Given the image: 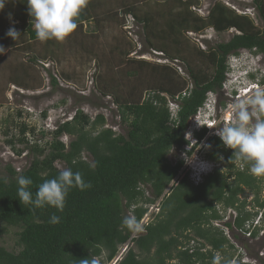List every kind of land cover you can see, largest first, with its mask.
<instances>
[{
	"label": "trees",
	"instance_id": "16d2710c",
	"mask_svg": "<svg viewBox=\"0 0 264 264\" xmlns=\"http://www.w3.org/2000/svg\"><path fill=\"white\" fill-rule=\"evenodd\" d=\"M251 2L263 24L261 29L246 14L222 2H215L208 15L201 17L194 11L198 0H137L117 5L112 0H88L84 9L89 16L82 11L78 27L62 42L38 40L28 16L29 42L19 48L30 55L29 65L48 60L61 63L72 54L79 55L82 65L96 59L98 70L92 75L95 89L101 97L111 98L127 130L120 134L103 128V115L91 120L80 110L48 133L50 142L43 144L32 143L27 132L34 134L35 130L24 125L15 126L17 135L9 132L8 125L3 129L6 144L18 156L22 150L17 151L16 144L24 145L31 158L26 168L17 172L8 166L7 175L0 177V234L17 230L18 247L17 252L0 247V264H81L84 258L109 264L123 247L124 255L116 264H213L216 254L222 257V264H230L235 255L226 250H237L220 231L223 225L213 227L211 223L232 208L237 217L230 226L242 228L253 215L246 212V202L239 195L248 190L254 195V206L264 207V199L259 198L260 181L248 165L243 164L242 169L235 166L233 150L216 135L208 139L211 149L207 158L222 163L227 170L216 169L198 186L189 184L186 175L175 180L183 162L171 164L167 154L189 144L185 139L188 121L202 107L208 92L223 87L228 56L255 49L264 57V0ZM20 8L26 11L27 5ZM13 9L14 0H9L0 11L1 45L9 38L5 34L13 21ZM128 17L140 26L144 48L161 54L166 62L128 57L136 48L123 32ZM103 22L114 23L122 34L114 37L106 51L99 43ZM87 23L92 24L91 30H85ZM207 29L216 33L233 29L235 34L229 41L203 50L188 33L200 35ZM17 67L12 83L23 87L22 79L31 72L28 65ZM62 77L72 80L66 74ZM51 83L56 86L53 76ZM167 97L180 104L174 117ZM206 134L203 128L195 137L200 141ZM62 135L72 138L67 146L60 139ZM57 162L79 171L91 187L71 189L63 212L50 207L31 211L20 204L17 178L30 177L34 194L44 180L58 175ZM171 183L174 185L165 193ZM146 188L151 199L145 197ZM159 199V213L141 224L143 231L133 233L122 226L127 215H135L141 223L148 205ZM53 213L61 217L58 224L49 223ZM258 261L264 264V259ZM234 264L250 263H242L239 255Z\"/></svg>",
	"mask_w": 264,
	"mask_h": 264
},
{
	"label": "rangeland",
	"instance_id": "374dc122",
	"mask_svg": "<svg viewBox=\"0 0 264 264\" xmlns=\"http://www.w3.org/2000/svg\"><path fill=\"white\" fill-rule=\"evenodd\" d=\"M17 1V3H16ZM137 0H112V4L117 5V3H126V2H135ZM162 1V0H157ZM199 6L194 8V11L201 17H206L208 15L209 9L215 2H222L227 7L235 10L239 14H246L249 18L252 19L254 25L257 28H262L263 24L258 17V12L254 8L251 0H198ZM27 3L26 0H14V9L12 13V22H10V27L15 26V28L21 34L20 37L14 41L10 37L7 38L6 44L2 46L7 50L5 53L0 54V177H5L7 175V168L11 166L15 171L19 172L22 169L26 168L29 164L30 158L28 157L29 150L24 148V145L16 144V150H22L21 155H17L15 150L11 149L6 144V136L3 134V129L6 126H10L16 135L17 129L15 126H26L27 128L34 129V134L28 133V138L33 142H40V144L45 143L46 141L50 142L51 137L48 135L51 131L56 129V127L70 120L77 110L82 111L86 114L91 120L97 115H103L105 123L103 128H110L116 133L125 134L127 126L122 124L120 121L119 113L110 97H101L100 94L96 91L93 81V73L98 70L99 62L96 59L87 60L84 65L80 64L79 55H67L61 63H54L51 60L46 62H36L35 64H30L27 61L28 53L25 50H21L19 47H22L29 42V37L27 34V27L29 25L28 13L27 11L22 12L19 10V7L24 6ZM84 15L88 17V13L85 9L82 10ZM129 19V17H128ZM92 24L87 23L85 25V30H91ZM103 33L99 36V43L104 46V51L114 42V37H119L122 34L117 30L116 26L112 22H103ZM34 29V28H33ZM123 32L129 35L128 38L134 43L135 49L128 56L132 59H144L148 62L155 63H164L166 61L162 60L161 54L148 51L143 46L141 28L140 26L133 23L129 19L128 24L123 28ZM235 34V31L229 30L226 33H216L212 29H207L203 34L196 35L193 33H188V37L194 42L198 43L203 50H206L208 47H214L217 44L225 43L230 40L232 35ZM124 35V34H123ZM1 45V44H0ZM250 50H241L239 52V57L242 58ZM232 60V62H230ZM233 58L230 56L228 60L230 64H234ZM258 60V63H257ZM238 61V60H236ZM80 62V63H79ZM258 66L263 69V75L255 76L253 79L259 81V87L264 86V57L257 56L256 62ZM28 65L30 75H27L26 78H23V87L13 84L11 75L15 71L17 66ZM176 67L182 68L177 64H174ZM20 68V67H19ZM183 71V70H182ZM66 74L71 77L72 80L66 81L62 76ZM185 75V73L183 72ZM239 75H241L239 73ZM238 75V76H239ZM51 76L56 80V86L51 83ZM235 77L236 86H234L235 80L231 79V75L227 74L226 79L223 83L221 90L214 92H208V99L206 100V108L210 105L212 120L210 122H204L200 120V115L203 114L204 108L199 109L196 116L191 117L188 121L187 131L185 133V139L189 142L188 145H184L181 148H172L167 154V160L174 164L176 161L181 160L183 165L181 170L178 173L177 178L182 177L183 175L187 176V181L189 184L196 185L203 182L204 179L201 177H189L188 169L191 167L190 173L193 172V168L198 164H207L211 166L212 173L216 169H221L223 172H226V166L222 163H218L215 160L212 161L207 158V154L210 151V148L202 147V145H211L208 142V139L214 137L216 129L226 126L232 119L230 112V107L233 103L241 100L239 84L245 83L246 81ZM238 94V95H237ZM208 108V109H209ZM176 110V109H175ZM174 110V112H175ZM218 117V118H217ZM8 123L6 124L5 123ZM205 124L209 129V134L207 133L202 139L207 138L208 144L205 141L199 145L195 134L200 132L202 127L201 125ZM213 124V126H212ZM212 127V128H209ZM44 132V133H42ZM42 133V134H41ZM190 134V135H189ZM8 139V137H7ZM61 141L68 145L72 138L68 135H62ZM201 139V140H202ZM199 145V146H198ZM198 146V147H196ZM196 147V148H195ZM201 150H198V149ZM26 149V150H25ZM197 149L198 154L194 152ZM194 153L195 159L191 161L190 167L184 169V154L192 155ZM86 160L89 158L86 156ZM194 162V164H193ZM237 168L242 169L243 163L241 161H234ZM55 167L58 170L65 169V166L62 162H57ZM260 181V193L259 198L264 199V177H257ZM174 180V181H175ZM232 179H230L231 181ZM177 182H175L176 184ZM165 190V193L171 188V186ZM193 185V186H194ZM145 190V197L151 199V191L149 188ZM164 193V194H165ZM240 200H245L246 202V212H249L253 215L254 222L258 216L263 217L261 220L260 229L264 228V207H255L253 203L254 195L252 192L246 190L244 194L239 195ZM161 199L156 201L154 204L148 205V213L145 215L143 222H150L153 218V215L159 213V202ZM236 213L234 209L228 208L226 212L222 213V221L216 223L217 225H223L227 237L231 242L238 248L240 251V258L244 261L255 262L259 264V259H264V230L262 234L259 232H254L251 237H246L245 234H241L239 230H228L224 227V224H232L235 220ZM15 229H7L0 234V247L5 248L7 251L17 252L18 247L16 246V233ZM190 235H193L190 233ZM202 241H197V244ZM193 245V243H192ZM191 245V246H192ZM125 247L121 249L116 258L114 259L117 263L122 256L124 255ZM227 253L237 255V251L230 249L226 250ZM174 263V262H173ZM170 262V264H173ZM113 264V263H109Z\"/></svg>",
	"mask_w": 264,
	"mask_h": 264
},
{
	"label": "clouds",
	"instance_id": "9594fccd",
	"mask_svg": "<svg viewBox=\"0 0 264 264\" xmlns=\"http://www.w3.org/2000/svg\"><path fill=\"white\" fill-rule=\"evenodd\" d=\"M7 3H9V0H0V11L4 10ZM87 3L88 0H27V13L30 17V25L35 30L36 38L41 42L52 39L58 42L64 41L78 27L76 21ZM8 18L11 20V13H8ZM5 35L16 41L21 34L15 27H10ZM6 51L0 45V54ZM230 56L234 59V64L232 65L227 61V74L231 75L232 80H235V77L240 73L241 75L238 78L241 81L245 80L246 84L243 82L239 84V87L242 88L238 92L240 93L241 97L239 98L241 100L233 103L230 107L232 119L226 126L216 129L214 134L219 137L224 146L233 150L231 157L234 156L237 161L248 165L249 172L252 175L264 177V86L259 87V81L253 79L255 76L262 77L263 75V69L255 63L256 57L263 55L253 49L242 58L239 55ZM233 84L236 86V80ZM208 97L207 93L204 103L200 108H204L205 111L199 118L204 122L212 120V116L210 117V105L207 108L205 107L207 106L205 103ZM166 99L171 117H174L180 104L178 100H170L168 97ZM201 127L207 131L209 130L205 124H202ZM202 147L210 148L211 145H202ZM193 159H195L194 153L192 155L184 154L186 164L190 163ZM219 159L222 160L223 157L220 156ZM190 170L191 167L188 169L189 177L193 178L197 176L204 179L212 174L211 166H208L205 162L196 165L192 173H190ZM201 183L202 181L194 186H198ZM17 184V196L20 204L29 206V210L31 211L50 207L54 208L56 212H63L66 197L71 189L78 188L83 191L91 187V183L86 182L79 171L73 172L71 168H65L59 171L56 177L44 180L37 187L34 194L31 190L33 180L30 177L20 175L17 178ZM60 220L61 217L53 213L49 218V223L53 225L58 224ZM221 221L222 216L220 220L213 221L211 225L217 227L216 223ZM141 224H143V220L140 223L135 215H127L122 219V226L133 233L143 231ZM224 227L232 231L239 230L228 224H224ZM220 231L226 233L224 228L220 229ZM227 233L225 237L229 239ZM193 247L194 244L192 245ZM234 248H236L235 245ZM236 250L237 255L232 259L230 264H234V260L240 255L238 253L240 250L238 248ZM111 263L116 264V261L113 260ZM242 263L256 264L250 261ZM81 264H98V261L96 259L89 260L84 258L81 259ZM213 264H222V257L216 254L213 258Z\"/></svg>",
	"mask_w": 264,
	"mask_h": 264
},
{
	"label": "built area",
	"instance_id": "2783aa9c",
	"mask_svg": "<svg viewBox=\"0 0 264 264\" xmlns=\"http://www.w3.org/2000/svg\"><path fill=\"white\" fill-rule=\"evenodd\" d=\"M207 133L209 134V132H207ZM208 137L209 136L207 135L206 138L200 140L199 145H201L204 141H205L206 144H208V142H207V138ZM198 146H196V147H198ZM197 149H195L194 152L198 154ZM198 150H201V149H198ZM190 165H191V162L190 163H187V164L184 163V167L183 168L186 169L187 167H190ZM262 218L263 217L258 216L254 222H252V220L245 222L244 226L241 229H239V232L241 234H245L246 237H251V235L253 234V232L256 231V230L259 232V234H262V232L264 230V228H261L260 229V225H261L260 223H261ZM143 223H146V222H143ZM263 223H264V219H263ZM242 262H245V261L242 259Z\"/></svg>",
	"mask_w": 264,
	"mask_h": 264
},
{
	"label": "crops",
	"instance_id": "0c3cea01",
	"mask_svg": "<svg viewBox=\"0 0 264 264\" xmlns=\"http://www.w3.org/2000/svg\"><path fill=\"white\" fill-rule=\"evenodd\" d=\"M16 3H17V1H16ZM16 5V4H15ZM14 5V6H15ZM17 6V5H16ZM20 8V7H19ZM19 10H21L22 12H25V9H22V8H20ZM26 11H27V8H26Z\"/></svg>",
	"mask_w": 264,
	"mask_h": 264
},
{
	"label": "bare ground",
	"instance_id": "6f19581e",
	"mask_svg": "<svg viewBox=\"0 0 264 264\" xmlns=\"http://www.w3.org/2000/svg\"><path fill=\"white\" fill-rule=\"evenodd\" d=\"M207 132H209V130L207 131ZM193 164H194V162H193ZM193 185H194V183H193ZM251 220H253V219H251ZM219 226V225H218ZM222 225H220V227H221ZM254 232H257V230L256 231H254ZM253 232V233H254ZM224 235H226V233H224Z\"/></svg>",
	"mask_w": 264,
	"mask_h": 264
}]
</instances>
